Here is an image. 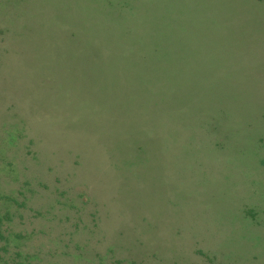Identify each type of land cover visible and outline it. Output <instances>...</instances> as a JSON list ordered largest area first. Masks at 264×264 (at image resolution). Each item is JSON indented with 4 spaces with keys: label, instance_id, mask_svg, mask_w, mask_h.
I'll return each mask as SVG.
<instances>
[{
    "label": "rangeland",
    "instance_id": "374dc122",
    "mask_svg": "<svg viewBox=\"0 0 264 264\" xmlns=\"http://www.w3.org/2000/svg\"><path fill=\"white\" fill-rule=\"evenodd\" d=\"M0 256L264 264V0H0Z\"/></svg>",
    "mask_w": 264,
    "mask_h": 264
},
{
    "label": "trees",
    "instance_id": "16d2710c",
    "mask_svg": "<svg viewBox=\"0 0 264 264\" xmlns=\"http://www.w3.org/2000/svg\"><path fill=\"white\" fill-rule=\"evenodd\" d=\"M0 230H1V217H0ZM0 264H31V263L26 259H15V258L2 259L0 256Z\"/></svg>",
    "mask_w": 264,
    "mask_h": 264
}]
</instances>
